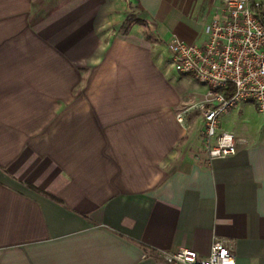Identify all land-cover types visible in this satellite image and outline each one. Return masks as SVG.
I'll return each mask as SVG.
<instances>
[{
  "label": "crops",
  "instance_id": "0c3cea01",
  "mask_svg": "<svg viewBox=\"0 0 264 264\" xmlns=\"http://www.w3.org/2000/svg\"><path fill=\"white\" fill-rule=\"evenodd\" d=\"M223 4L0 0V264H167L216 238L264 264V135L220 117L247 142L209 159L207 87L190 103L158 51Z\"/></svg>",
  "mask_w": 264,
  "mask_h": 264
},
{
  "label": "built area",
  "instance_id": "2783aa9c",
  "mask_svg": "<svg viewBox=\"0 0 264 264\" xmlns=\"http://www.w3.org/2000/svg\"><path fill=\"white\" fill-rule=\"evenodd\" d=\"M264 5L253 0H224L220 15L210 19L202 43L172 36L167 41L178 73L190 74L207 87L200 104L204 150L209 159L234 155L243 136L219 129V115L251 100L264 113ZM230 93V96L227 94ZM167 264H235L231 245L215 239L210 255L180 247L163 252Z\"/></svg>",
  "mask_w": 264,
  "mask_h": 264
},
{
  "label": "rangeland",
  "instance_id": "374dc122",
  "mask_svg": "<svg viewBox=\"0 0 264 264\" xmlns=\"http://www.w3.org/2000/svg\"><path fill=\"white\" fill-rule=\"evenodd\" d=\"M253 1L264 5V0ZM158 51L165 60L172 62L171 54L165 46H161ZM167 68L170 75H173L175 77V80L177 79L175 83L179 84L181 88H187L191 93L189 96L190 103H194L201 98L203 99V93L206 87L205 84L198 82L196 78L190 74L188 77L182 78L181 75L174 70L172 64ZM220 117L227 127L238 126L242 127L249 133L259 132L260 134L264 135V113L258 111L254 103L251 101L247 103H238L236 106L231 107L227 111L221 113L219 115V118Z\"/></svg>",
  "mask_w": 264,
  "mask_h": 264
},
{
  "label": "trees",
  "instance_id": "16d2710c",
  "mask_svg": "<svg viewBox=\"0 0 264 264\" xmlns=\"http://www.w3.org/2000/svg\"><path fill=\"white\" fill-rule=\"evenodd\" d=\"M263 20H264V17H263ZM227 96H230V93H228Z\"/></svg>",
  "mask_w": 264,
  "mask_h": 264
}]
</instances>
